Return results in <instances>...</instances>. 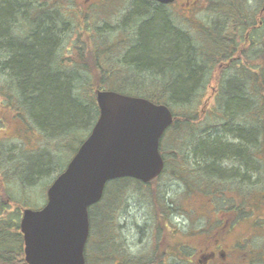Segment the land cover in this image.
I'll list each match as a JSON object with an SVG mask.
<instances>
[{
  "label": "trees",
  "instance_id": "1",
  "mask_svg": "<svg viewBox=\"0 0 264 264\" xmlns=\"http://www.w3.org/2000/svg\"><path fill=\"white\" fill-rule=\"evenodd\" d=\"M201 2L197 0L185 9L154 0H129L116 23L106 28L102 26L105 12L113 10L114 5L105 11L103 8L111 0L94 1L88 9H83L79 0H0V105L15 122L20 119L31 124L37 131L31 136L41 139V134H48L67 146L64 136L71 126L75 131L87 130L88 135L99 115L97 89L144 96L169 105L174 113V122L162 140L163 144L166 139L168 146L173 143L174 148H161L165 163L162 174L151 183L129 177L110 180L103 197L94 204L98 206L104 199L110 202L113 212L109 220L115 235L113 232L108 241L100 243L93 256L86 249V264H171L170 255L174 254L179 256L177 264L181 260L191 264L195 250L188 258L185 251L212 240L207 231L223 225L225 210L237 213L235 227L245 223L251 228V223L242 218L250 217L254 210L261 211L262 6L254 11L247 0H207V7L202 8ZM171 7L177 9L173 12ZM185 12L193 13V17L187 15L190 18L186 19ZM202 13L208 16L197 17ZM4 124L0 118V129ZM30 138L24 140L25 146L35 151L38 143L31 144ZM73 139L77 140L75 134ZM3 143L0 142V264H27L20 232L22 209L30 202L24 190L25 180L47 172L49 164L35 160V166L28 171L24 167L34 162L25 157L22 160L17 150L11 151ZM257 171L261 176L254 178ZM166 173L183 182L187 196L194 202L202 200L204 211L211 206L218 210L216 216L207 218L209 228L186 229L177 224L174 201H167L158 187L153 190ZM10 176H16L24 187L10 182ZM129 181L137 188H147L145 195L154 204L148 216L150 222L130 225L131 231L138 229L139 237L131 239L134 245L144 242L148 234L152 242L146 251L132 252L130 244L124 243L130 241L129 237L117 235L118 227L123 226L114 217L115 204L125 201ZM193 190L203 196L194 197ZM14 193H20V197L14 198ZM33 195L37 199L35 192ZM231 195L234 199L228 200ZM261 215L264 222V213ZM92 217L90 211V223ZM253 231L264 234L260 229ZM238 232L234 228L230 234L234 238L232 247L238 243L236 238H247L250 243L248 235L240 237ZM157 245L167 250L164 260L157 255ZM261 249L264 247L251 250L253 257H247L250 251H243L240 257L252 263L263 258L258 253Z\"/></svg>",
  "mask_w": 264,
  "mask_h": 264
},
{
  "label": "water",
  "instance_id": "2",
  "mask_svg": "<svg viewBox=\"0 0 264 264\" xmlns=\"http://www.w3.org/2000/svg\"><path fill=\"white\" fill-rule=\"evenodd\" d=\"M262 14L264 20V0ZM95 93L99 117L88 137L48 188L46 205L23 212L28 264H86L89 207L102 198L106 183L121 177L147 183L164 170L160 142L174 122L170 107L114 90Z\"/></svg>",
  "mask_w": 264,
  "mask_h": 264
},
{
  "label": "rangeland",
  "instance_id": "3",
  "mask_svg": "<svg viewBox=\"0 0 264 264\" xmlns=\"http://www.w3.org/2000/svg\"><path fill=\"white\" fill-rule=\"evenodd\" d=\"M94 1H99V0H79L80 5L83 9H88L90 7L91 3ZM128 1L129 0H111L110 5H106L103 8V11H105V8L107 7V10L111 5H114L113 10H109L108 12H105V22H104V27H112V24H115L117 19L121 16V13L123 14L124 11L128 7ZM183 1V0H180ZM101 2V1H100ZM263 0H247V5L251 10H257L261 9ZM207 0H202L200 3V7L205 8L207 7ZM261 4V5H260ZM177 9L175 7H171V11L174 12V10ZM106 10V11H107ZM185 18L188 19L190 17H193V13L189 14L188 12H185ZM190 17H188V16ZM202 15L208 16L207 14H198L197 17H201ZM195 16V18H197ZM103 18V17H102ZM213 88V87H211ZM214 89V88H213ZM209 94V93H208ZM207 98V97H206ZM0 118L6 123L4 126L0 129V142H4L3 144L5 146H8L13 150H17L18 156L21 154L22 160L23 157L25 159H29L31 161H37L39 162L40 160L45 161V163L49 164L45 165L47 168V172L42 173L41 175H33L32 177L29 176L30 179L28 181L25 180V187L22 185L21 181L16 177V176H10L9 181L10 182H18L21 186L24 187V190L29 193L27 197L29 198V206L31 207H38L40 204L44 202L45 199V192L47 186L51 183V181L58 175V173L62 172L64 168L67 166L68 162L71 160L73 157L75 150L79 146V141L80 139H84L87 135V130H76L74 127L69 128V132L64 136L65 142H67V146H62L61 144V139L57 137H51L50 135L46 134V136L41 134V139L38 136H31L32 134L37 133L36 129L30 124L26 122L24 124V120L20 121V119H16L19 123L14 121V117L8 116V111L4 110V108L0 105ZM30 118V116H29ZM66 123L62 124L65 126ZM46 133V131H45ZM73 134L77 136V140L75 141L73 139ZM30 138V142L32 143H38L37 148L35 152L31 150L29 147L25 146V139ZM22 140V142L20 141ZM163 140V138H162ZM166 141V139H165ZM165 141H163V144L161 142V148L165 150L173 149V143L168 146ZM170 141V140H169ZM165 143V144H164ZM2 144V143H1ZM0 144V146H1ZM36 162L32 163L29 165H26L24 168L26 170H30L33 166H35ZM11 175V174H8ZM264 175V174H263ZM254 178H257V176H261L260 171H257L255 174L252 175ZM134 182L129 181L128 185H126L127 193L125 197V201L118 202L115 204V213L114 217L116 218L117 224L121 225L123 227H118L119 230H117V235H119V238L124 237L126 235L129 237L130 241L127 239L125 240V244H130V250L132 252H139V251H146L148 249V245L151 244L148 234L145 233V238L144 242L141 240L142 243L140 242H135L136 245H134L133 241L131 240L132 238L139 237L138 235V229L135 230L132 229L131 231V226L136 224V222L140 224H147L150 222L148 216L149 214L153 213L154 211V204L150 199H147L145 192L146 189L145 187L143 189L137 188L133 184ZM13 186H16V184H12ZM153 186H149L148 189H152ZM158 189L163 193L165 196V199L167 201H174L173 206L176 207L178 210L176 214L173 216L174 219L176 220L177 224L180 225V227L183 228H188V227H195V228H202L206 225H208L209 228V223H208V217L213 218L216 214H218V210H215L211 204L212 202L210 201L211 199L208 198V204L211 206L208 208V211H204L203 208V201H193L191 196H187V191L185 190V186L183 182L180 179L175 178L171 174H163L161 178H159L158 182L156 183V188H153V190ZM193 196L194 197H202L203 194L199 193V190H193ZM38 195L37 199L34 198L33 193ZM24 193V191H22ZM36 195V196H37ZM14 198H19L20 193H14ZM258 196V195H257ZM256 196V197H257ZM256 197H253L254 202L256 201ZM171 203V202H170ZM260 203V209L257 211H252V214L250 217H244L242 218L243 221H248L251 223L252 228L249 224L245 223H239V227H235L237 231H239L240 237L242 235H248L250 239L251 245H253L254 250L260 249V247H264V234L263 236L261 234L255 233L253 229H260L262 233H264V227L263 224L264 222L261 220L260 217H263L261 215V212L264 213V199H259ZM111 204L107 200H103L102 203H100L98 206L94 205L91 208V212H93V217H92V222H91V231H90V238L89 241L87 242L86 248H85V254H86V249L87 253H91L92 256L98 253V250L100 248V243H104L105 241H108V237H111L114 232L112 229V223L111 220H109L112 217V212L113 209L110 208ZM194 209V211H189V209ZM198 212H200L198 214ZM116 215V216H115ZM191 215V216H190ZM192 218L194 220H192ZM208 218V219H207ZM258 220V223H257ZM120 223V224H119ZM217 224V223H216ZM220 224V223H218ZM216 227L213 226L212 228H209L208 234H209V239L210 242L205 243L197 247L195 245L190 246L189 252H186V257L193 255L194 250L195 253L192 256L190 263L191 264H264V249L259 250V256L263 257L260 259H256L250 263V259L245 260L246 258H241V254L243 251L249 252V256L247 257H253L255 254L252 249V246L250 245L249 239L243 238L238 241V243L232 247V242L234 238L229 237H221L218 242L212 243V241L216 240L217 238V233L216 230H214ZM220 229V228H219ZM218 229V230H219ZM121 230V231H120ZM115 235V232H114ZM177 235V234H176ZM194 235V234H192ZM178 236V235H177ZM206 236V235H205ZM207 237V236H206ZM208 238V237H207ZM237 239V238H236ZM122 241V240H121ZM136 241V239H135ZM190 242H195L192 241L191 239L189 240ZM207 244V245H206ZM211 244V246H210ZM217 244V245H216ZM205 245V246H204ZM215 246H219L217 250H220V252L224 251L226 253V257L223 258L220 253L216 255V257H210L211 250L217 251ZM232 248H231V247ZM138 247V250L136 248ZM201 247V248H200ZM93 249V250H92ZM197 249V250H196ZM200 249V250H199ZM207 255V256H206ZM206 256V257H205ZM171 264L174 263V259L171 260ZM180 264H189L188 262H185L181 260Z\"/></svg>",
  "mask_w": 264,
  "mask_h": 264
},
{
  "label": "flooded vegetation",
  "instance_id": "4",
  "mask_svg": "<svg viewBox=\"0 0 264 264\" xmlns=\"http://www.w3.org/2000/svg\"><path fill=\"white\" fill-rule=\"evenodd\" d=\"M176 3L181 8L189 9L190 6L193 3H195V4L197 3V0H183V1L177 0ZM228 193H231V192H228ZM237 195H240V193H238ZM229 199H234V198L231 195V196L228 197V200ZM236 220H237V213L235 214V211L234 210L228 209V210H225L223 212V217H222L223 225L220 227L219 230L218 229L216 230L217 238H216L215 242H218L219 239H221V237H225V238L231 237L230 234H231V232L235 228V221ZM239 240L240 239L237 238V241L236 242H238ZM157 243H160V241L157 240ZM213 244H214V242H213ZM210 246H211V244H210ZM215 247H217L216 248V250H217L219 246H215ZM155 249H157V255L158 256L160 255L163 258V260H164L165 259V255L167 253V250L165 248H162V246H160V245H157V247ZM127 250L129 252V247L127 248ZM219 251L211 250L210 251L211 257H213V258L216 257V255H217V253H219ZM221 254L225 257V253L224 252H222ZM170 257H172L174 259V263L173 264H177L176 259H178L179 256L176 255V254H174V255H170Z\"/></svg>",
  "mask_w": 264,
  "mask_h": 264
}]
</instances>
